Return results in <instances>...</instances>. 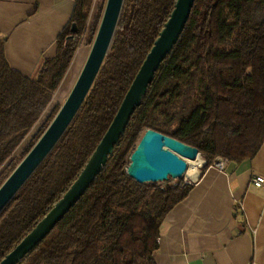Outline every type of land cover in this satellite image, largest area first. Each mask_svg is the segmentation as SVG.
<instances>
[{
	"label": "trees",
	"instance_id": "1",
	"mask_svg": "<svg viewBox=\"0 0 264 264\" xmlns=\"http://www.w3.org/2000/svg\"><path fill=\"white\" fill-rule=\"evenodd\" d=\"M177 0H125L101 70L73 121L0 213V262L29 234L78 178L117 114ZM95 0H76L57 54L36 76L9 64L0 36L1 185L37 143L54 107L9 167L19 146L50 109L82 47L96 35ZM73 23L77 33L71 31ZM77 58V57H76ZM147 129L199 149L202 173L217 157L242 163L264 143V0H195L186 26L155 74L142 104L86 193L18 264H155L161 225L194 186L138 183L127 173ZM15 158V157H14ZM9 167V169H7ZM3 171V172H5ZM2 172V173H3Z\"/></svg>",
	"mask_w": 264,
	"mask_h": 264
},
{
	"label": "crops",
	"instance_id": "2",
	"mask_svg": "<svg viewBox=\"0 0 264 264\" xmlns=\"http://www.w3.org/2000/svg\"><path fill=\"white\" fill-rule=\"evenodd\" d=\"M75 4L0 0V36L7 38L11 67L36 76L43 62L56 56L57 39ZM79 51L84 54L82 47ZM256 175L264 176V143L253 159L208 167L165 217L155 264H264V185L252 184Z\"/></svg>",
	"mask_w": 264,
	"mask_h": 264
},
{
	"label": "water",
	"instance_id": "3",
	"mask_svg": "<svg viewBox=\"0 0 264 264\" xmlns=\"http://www.w3.org/2000/svg\"><path fill=\"white\" fill-rule=\"evenodd\" d=\"M125 0H107L99 29L85 65L65 103L53 121L0 186V213L21 189L29 177L46 159L61 139L88 96L113 42ZM195 0H177L170 18L155 40L107 132L86 166L63 197L41 219L33 230L10 252L0 264H18L37 247L86 193L113 154L115 146L142 104L162 62L178 42L190 17ZM71 31L77 33L73 23ZM199 149L176 138L147 129L130 156L128 175L138 183L166 182L183 179L188 170L187 159L196 160Z\"/></svg>",
	"mask_w": 264,
	"mask_h": 264
},
{
	"label": "rangeland",
	"instance_id": "4",
	"mask_svg": "<svg viewBox=\"0 0 264 264\" xmlns=\"http://www.w3.org/2000/svg\"><path fill=\"white\" fill-rule=\"evenodd\" d=\"M106 3H107V0H95V2L93 4V7H92V10L90 12V17H89L91 26L93 25L94 20L96 19V17H98V15L100 13V10L102 9V13H101L99 24H98V29H99V25H100L102 17H103V13H104V10H105V7H106ZM98 29H97V31H98ZM96 34H97V32H96ZM95 37H96V35L93 37V39H90V32H86L85 34H83V36H82V39H83L82 40V42H83L82 43V49L84 50V56H83L84 58L82 59L80 65L78 67V70L71 77V79L68 81V83L66 84V82H65V84H63L62 87H60V89L57 91V93L55 94V96L53 98L52 104L50 105V109L47 112H45V114L42 116V118L39 120V122L34 126L33 130L30 132L28 137L19 146V148L15 152V155H14L15 158L13 157L9 167H11V166H13V165H15V164H17L19 162L22 151L28 145V143L31 141L32 137L36 134L38 129L42 126V124L44 123V121L48 117L50 111L56 106L59 107V110H60L62 105L65 103L67 97L69 96L71 90L73 89V87H74V85H75V83H76V81H77V79H78V77H79L84 65H85V62L87 60V57H88L89 52L91 50V47L93 45ZM73 66H74V64H73ZM73 66H72V68H71V70L69 72V75L71 74V71L73 70ZM69 75H68V77H69ZM68 77H67V80H68ZM198 159H201L202 162L197 166V172L194 175L187 176V178H188L187 180L188 181L195 182V180L202 174V170H203V167H204V165L206 163V159L201 154H200ZM6 167L7 166L5 165V168L3 169V171H5ZM9 167L7 169H9ZM189 168H190V165H189ZM7 171L8 170H6L3 173L2 172L0 173V186H1V181L4 179ZM185 176H186V174H185ZM184 178L185 177H183V179H170V180H168L166 182H157V183L159 185H161V186H164V187L168 186V185L174 186L180 180L185 182Z\"/></svg>",
	"mask_w": 264,
	"mask_h": 264
},
{
	"label": "built area",
	"instance_id": "5",
	"mask_svg": "<svg viewBox=\"0 0 264 264\" xmlns=\"http://www.w3.org/2000/svg\"><path fill=\"white\" fill-rule=\"evenodd\" d=\"M229 160L224 158V157H217L213 163L210 166L213 167H218L220 169H224L225 168V164L228 162ZM187 174L186 176L184 175V179L186 184H193L194 182L192 181H188L187 179ZM252 184L256 187V188H261L264 185V176L263 175H256L253 177L252 179Z\"/></svg>",
	"mask_w": 264,
	"mask_h": 264
},
{
	"label": "bare ground",
	"instance_id": "6",
	"mask_svg": "<svg viewBox=\"0 0 264 264\" xmlns=\"http://www.w3.org/2000/svg\"><path fill=\"white\" fill-rule=\"evenodd\" d=\"M83 56H84L83 51H80L78 56H77V59L74 63L73 70L71 71V74H73V72L77 69V67H79L78 65H80L82 58H84ZM71 74L69 75L68 80L66 81V84L71 79V76H72ZM186 161L188 163V170H187L186 174L188 176L194 175L197 172V166L202 162V160L201 159H196V160L187 159ZM189 165H190V168H189Z\"/></svg>",
	"mask_w": 264,
	"mask_h": 264
}]
</instances>
